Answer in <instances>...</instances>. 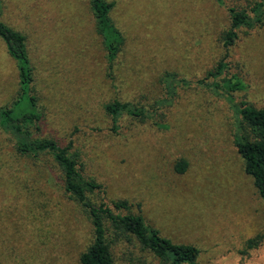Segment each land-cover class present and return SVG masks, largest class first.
<instances>
[{"label":"rangeland","instance_id":"rangeland-1","mask_svg":"<svg viewBox=\"0 0 264 264\" xmlns=\"http://www.w3.org/2000/svg\"><path fill=\"white\" fill-rule=\"evenodd\" d=\"M106 1L122 41L110 68L91 0H0V21L26 36L31 82L20 110L39 116L32 138L71 141L82 174L101 185L91 202H129L113 213L141 214L160 236L195 246V264H264V203L234 144L239 110L264 109V21L223 46L227 9L263 1L264 10V0ZM220 61L223 73L209 77ZM18 75L0 38V108L21 94ZM114 100L149 117L124 113L113 131L104 106ZM104 224L116 264H163ZM91 240L52 156L19 155L0 130V264H79Z\"/></svg>","mask_w":264,"mask_h":264},{"label":"trees","instance_id":"trees-1","mask_svg":"<svg viewBox=\"0 0 264 264\" xmlns=\"http://www.w3.org/2000/svg\"><path fill=\"white\" fill-rule=\"evenodd\" d=\"M90 4L98 25L97 29L103 37L106 58L110 68L120 51V46H122L120 33L109 18L113 4L106 0H91ZM227 10L230 26L223 38L225 49L234 44L237 39V30L242 27L252 29L264 21L263 1L255 3L249 12L233 8ZM0 38L7 53L16 62L21 91V94L10 107L0 108V130L11 137L16 152L21 156L37 160L42 155L50 154L61 170L65 195L86 210L91 221L92 240L87 248L81 252L79 264H116L111 251L112 241L106 238L107 226L104 224L105 221H108L110 229L113 231L114 241L124 238L127 242L135 240L141 248L140 251L147 252L152 258L161 261L163 264H195L199 254L195 246L173 243L171 240L160 236L156 229L147 225L141 214L129 212L121 215L113 213V210L129 211L132 206L129 202L113 201L111 205L104 202L99 204L91 202L88 194L100 190L101 185L96 183L94 179L87 178L82 174L80 159L71 151V141L64 146H59L51 139L32 138L29 125L34 120L32 118L37 119L39 116L32 110L33 106L27 112L20 110L21 100L28 91L31 82V68L25 49L26 36L0 21ZM225 67L226 64L220 61L215 70L208 73V76L217 78L223 73ZM173 78L174 76L171 74H166L164 77L166 82L172 83L171 88L176 82ZM224 83L231 91L240 88V83L235 77ZM168 91L170 95H173V88L168 89L167 93ZM104 109L111 117L113 131H115L117 122L124 113L142 119L149 117L148 111H144L129 102L118 100L107 103ZM239 114L241 118L234 143L236 152L242 159L244 173L252 178L258 196L264 203V109L244 106L239 110ZM26 122H28L27 126ZM186 168L187 162L182 160L179 161L174 170L177 173H183ZM256 245L253 240L246 244L248 249Z\"/></svg>","mask_w":264,"mask_h":264}]
</instances>
